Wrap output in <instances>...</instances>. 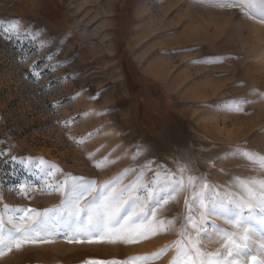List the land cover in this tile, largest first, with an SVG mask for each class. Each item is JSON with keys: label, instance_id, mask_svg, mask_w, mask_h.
I'll return each mask as SVG.
<instances>
[{"label": "rangeland", "instance_id": "1", "mask_svg": "<svg viewBox=\"0 0 264 264\" xmlns=\"http://www.w3.org/2000/svg\"><path fill=\"white\" fill-rule=\"evenodd\" d=\"M12 21L22 24V37L6 36ZM237 148L264 155L258 14L209 0H0V209H51L64 198L38 174L19 165L13 173L9 156L57 166L61 171L47 178L53 184L71 174L99 187L128 169L135 171L121 186L141 171L148 183L160 166L185 183L157 216L178 217L174 229L131 244L70 242V234L60 233L13 248L0 264H105L157 252L182 238L185 201L196 195L189 176L203 174L221 196L244 194L237 177L264 179V168L231 155ZM148 162L152 171L144 168ZM22 182L33 186L27 195L14 191ZM191 207L199 220V205ZM207 219L237 231L218 215ZM188 231L195 236L191 225ZM213 237L201 236L202 251L221 249V238ZM261 243L257 230L249 251L257 254ZM176 251L151 264H171Z\"/></svg>", "mask_w": 264, "mask_h": 264}, {"label": "snow or ice", "instance_id": "2", "mask_svg": "<svg viewBox=\"0 0 264 264\" xmlns=\"http://www.w3.org/2000/svg\"><path fill=\"white\" fill-rule=\"evenodd\" d=\"M209 2L221 8L237 7L242 15L250 17H257L258 14V18L264 22V0ZM22 27L19 21H12L5 30L6 36L22 37ZM34 74L39 75V72ZM248 102L250 101H237L232 108L240 111L242 109L239 105ZM140 154L137 153L134 159ZM3 155L5 153L0 152V156ZM231 155L241 156L264 168V155L259 153L237 148ZM5 163L13 167V173L19 165L30 174L40 175L47 189L63 193L64 198L60 205L43 210L9 208L4 205L0 209V256L11 252L13 248L20 250L25 245L49 242V237L60 233L65 236L70 234V242L87 240L90 243L131 244L175 228L178 217L163 220L157 219V216L162 215L169 202L183 190L184 177L176 172L164 170L163 166H160L161 170L154 172L153 180L148 183L143 182L145 172L141 171L133 181L121 186L128 172L135 171L128 169L97 187L95 181L71 174H66L67 178L63 181L48 183L47 178L61 170L55 165L40 167L44 163L42 159L33 162L28 157L9 156ZM150 164L151 162H148L144 165L148 171H152ZM100 166V162H97V167ZM183 171L184 169L179 170L180 173ZM236 179L244 194L231 196L226 193L221 196L217 186L210 185L203 174L199 177L189 176L188 188L195 189L196 195L191 201H185V224L180 232L182 238L150 255L134 256L125 261H108L105 264H151L152 260L173 247L177 251L171 264H264V259H257V255L264 257V243L259 245L257 254L249 251L257 230L264 237V179ZM31 187L33 186L26 182L13 186L14 191L21 195H27ZM43 192L42 189L40 194ZM88 196H92V199L85 202ZM192 203L199 205L196 209L199 220L191 215ZM214 215L226 219L237 231L229 232L211 223L207 218ZM189 225L195 230V236L188 231ZM213 233L221 238V249L215 253L202 251L201 236L212 240ZM248 256H251L250 261L240 259Z\"/></svg>", "mask_w": 264, "mask_h": 264}, {"label": "crops", "instance_id": "3", "mask_svg": "<svg viewBox=\"0 0 264 264\" xmlns=\"http://www.w3.org/2000/svg\"><path fill=\"white\" fill-rule=\"evenodd\" d=\"M115 1H118V0H115Z\"/></svg>", "mask_w": 264, "mask_h": 264}]
</instances>
